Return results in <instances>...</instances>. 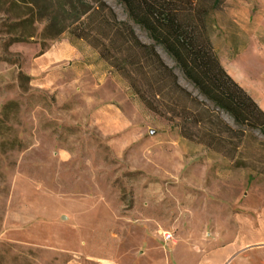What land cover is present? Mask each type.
Segmentation results:
<instances>
[{
    "label": "rangeland",
    "instance_id": "374dc122",
    "mask_svg": "<svg viewBox=\"0 0 264 264\" xmlns=\"http://www.w3.org/2000/svg\"><path fill=\"white\" fill-rule=\"evenodd\" d=\"M197 2L225 70L263 97L264 0ZM111 13L154 45L118 0H0V264H264V137L160 45L188 96L125 61Z\"/></svg>",
    "mask_w": 264,
    "mask_h": 264
},
{
    "label": "trees",
    "instance_id": "16d2710c",
    "mask_svg": "<svg viewBox=\"0 0 264 264\" xmlns=\"http://www.w3.org/2000/svg\"><path fill=\"white\" fill-rule=\"evenodd\" d=\"M118 2L124 5L128 18L147 32L154 45H160L174 60L186 80L200 95L215 108L228 114L236 125L257 130L264 137V111L221 64L206 30L208 11L205 7L199 5L197 0ZM99 12L85 10L81 14L91 13L92 19H95ZM80 16L74 13L76 20L80 19ZM102 21L106 24L104 19L98 24ZM106 25L109 43L114 44L121 39L119 45L125 46V61L131 64L142 56L144 60H151L152 64L158 63L160 68L167 72L177 92L189 95L177 84L172 70L160 62L154 45L138 41L128 23L117 21L111 13V22ZM77 36L84 38L81 33Z\"/></svg>",
    "mask_w": 264,
    "mask_h": 264
},
{
    "label": "crops",
    "instance_id": "0c3cea01",
    "mask_svg": "<svg viewBox=\"0 0 264 264\" xmlns=\"http://www.w3.org/2000/svg\"><path fill=\"white\" fill-rule=\"evenodd\" d=\"M228 72V71H227ZM229 73V72H228ZM230 74V73H229ZM231 75V74H230ZM233 78L234 76L231 75ZM235 79V78H234ZM236 80V79H235ZM237 81V80H236ZM239 83V81H237ZM240 84V83H239ZM242 86V85H241ZM251 96L252 98L257 102V104L259 105V107L264 111V96L262 97L260 94L258 93H251L246 86H242ZM142 255V254H141ZM137 254H133V253H124L122 254V259L127 262L128 260H133L135 258H137ZM112 259L114 260V258L112 257ZM112 264H115V262H111ZM100 264V263H99Z\"/></svg>",
    "mask_w": 264,
    "mask_h": 264
},
{
    "label": "built area",
    "instance_id": "2783aa9c",
    "mask_svg": "<svg viewBox=\"0 0 264 264\" xmlns=\"http://www.w3.org/2000/svg\"><path fill=\"white\" fill-rule=\"evenodd\" d=\"M162 236H163V239H164L165 242L168 241V240H170L171 237H172L171 233H169V232H164L162 234Z\"/></svg>",
    "mask_w": 264,
    "mask_h": 264
},
{
    "label": "water",
    "instance_id": "95a60500",
    "mask_svg": "<svg viewBox=\"0 0 264 264\" xmlns=\"http://www.w3.org/2000/svg\"><path fill=\"white\" fill-rule=\"evenodd\" d=\"M151 133H153V131H151Z\"/></svg>",
    "mask_w": 264,
    "mask_h": 264
},
{
    "label": "bare ground",
    "instance_id": "6f19581e",
    "mask_svg": "<svg viewBox=\"0 0 264 264\" xmlns=\"http://www.w3.org/2000/svg\"><path fill=\"white\" fill-rule=\"evenodd\" d=\"M185 254V253H184Z\"/></svg>",
    "mask_w": 264,
    "mask_h": 264
}]
</instances>
